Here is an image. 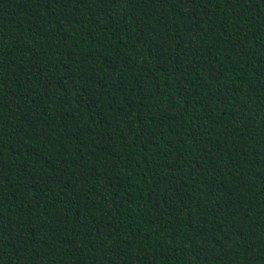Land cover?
Instances as JSON below:
<instances>
[{
    "label": "trees",
    "instance_id": "16d2710c",
    "mask_svg": "<svg viewBox=\"0 0 264 264\" xmlns=\"http://www.w3.org/2000/svg\"><path fill=\"white\" fill-rule=\"evenodd\" d=\"M0 264H264V0H0Z\"/></svg>",
    "mask_w": 264,
    "mask_h": 264
}]
</instances>
